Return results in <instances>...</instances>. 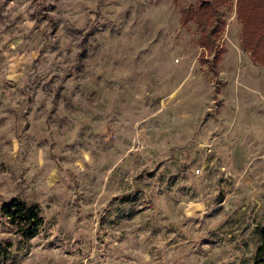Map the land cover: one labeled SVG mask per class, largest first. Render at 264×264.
Returning <instances> with one entry per match:
<instances>
[{
	"label": "rangeland",
	"instance_id": "obj_1",
	"mask_svg": "<svg viewBox=\"0 0 264 264\" xmlns=\"http://www.w3.org/2000/svg\"><path fill=\"white\" fill-rule=\"evenodd\" d=\"M223 9L215 76L189 0H0V264H254L264 65ZM228 10V11H227Z\"/></svg>",
	"mask_w": 264,
	"mask_h": 264
},
{
	"label": "trees",
	"instance_id": "obj_2",
	"mask_svg": "<svg viewBox=\"0 0 264 264\" xmlns=\"http://www.w3.org/2000/svg\"><path fill=\"white\" fill-rule=\"evenodd\" d=\"M174 3L179 0H171ZM190 4L180 9V23L193 22L199 29L198 43L210 55L204 63L215 76L220 74L219 63L225 48L219 43L227 23L223 6L227 0H189ZM235 12L242 25L243 45L250 56L264 65V0H236ZM228 11V10H227ZM1 214L15 225L21 235L34 234L43 224L38 204L12 197L1 206ZM259 243L255 250L254 264H264V222L258 226Z\"/></svg>",
	"mask_w": 264,
	"mask_h": 264
}]
</instances>
